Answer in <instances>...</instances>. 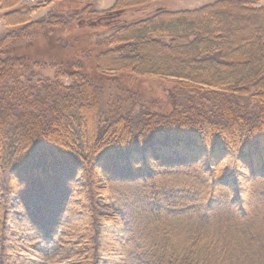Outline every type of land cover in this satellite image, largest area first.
Returning <instances> with one entry per match:
<instances>
[{"label":"trees","instance_id":"1","mask_svg":"<svg viewBox=\"0 0 264 264\" xmlns=\"http://www.w3.org/2000/svg\"><path fill=\"white\" fill-rule=\"evenodd\" d=\"M96 1L0 0V264H48L65 216L83 264H264V0Z\"/></svg>","mask_w":264,"mask_h":264},{"label":"rangeland","instance_id":"2","mask_svg":"<svg viewBox=\"0 0 264 264\" xmlns=\"http://www.w3.org/2000/svg\"><path fill=\"white\" fill-rule=\"evenodd\" d=\"M61 0H44V2H41L39 5L40 9L32 15V18L39 17L42 14H44L48 9L54 7L56 3H58ZM216 0H161V1H155L152 3V5L149 8H156L158 7H164L165 9L168 10H186V9H195L198 7H201L206 4H210L215 2ZM114 0H97L95 2V8L99 10L107 9L113 4ZM27 3L23 2L22 0H15V7L21 6V5H26ZM9 9L8 8H3L0 7V36L4 34L6 31L10 30L11 28L7 27L4 25V22L1 18L2 13H6ZM139 12V11H138ZM128 15V14H127ZM47 75H52V71H46L45 72ZM112 91V89H111ZM159 92H156L154 94V97L159 95ZM163 105H166V100H163ZM138 112V111H136ZM135 112V113H136ZM133 122L129 124L130 127H132L135 131L136 129L141 128L142 125L139 124V120L135 117ZM15 150V149H14ZM14 150L11 152L9 156L5 155H0V166L2 165H7V163L10 162V157L14 153ZM222 166H210V173L213 175L214 173H220ZM5 171V170H4ZM6 172V171H5ZM8 173V172H6ZM194 173H190L189 175H185L183 173H180L179 175H176L177 177L175 179L169 178L166 176L165 179H169L171 181H175L177 183H184V184H190L192 182L194 183H201L204 181V179H201L200 181L197 180V178H194L193 176ZM200 173H198L199 175ZM7 175V174H6ZM174 176V175H173ZM103 180L100 179L99 183H103ZM209 180H205V182H208ZM253 183V187L259 186V181L258 180H253L251 181V184ZM193 184V183H192ZM256 189V188H255ZM254 189V190H255ZM259 196V195H256ZM254 196V198L250 199L251 201V206L253 208L252 211L255 212L257 220V224H263L264 222V201L263 199L259 197ZM259 199V200H258ZM11 203H15V199L11 198ZM1 213V209H0ZM99 214H104V215H111L113 217L114 213L107 208H104V206L99 207ZM66 221V216L64 217ZM73 219V218H72ZM76 221H80L82 219V215H78L74 217ZM108 220H113L118 223V219H108ZM62 222L61 226L58 230V233L56 234L55 237L45 241V242H36L34 247L37 252H39L40 255H48L51 257V260L48 262V264H83L80 260L79 254L83 253L86 251V244L84 240L81 242V240L76 237L75 232L72 230V228L69 227L67 222L65 223ZM169 224L177 225L180 226V224L176 221H169L165 222V225L168 227ZM175 227V226H174ZM113 230V227L111 228ZM124 227L117 230V232L114 234H111L110 236H106V240H104V243L107 244L104 249H102L101 254L103 258L109 257V253L111 252L113 247L117 246V242L121 241L124 237L122 235L125 234L124 232ZM27 231L26 227L19 228L16 227L14 232L10 233L12 236V240L16 241L19 239L24 232ZM134 235L135 236V242L136 239H140L141 233L143 229L139 227L138 225L133 227ZM139 234V235H138ZM178 239H180V234L181 230L180 229H175L174 233ZM22 238V237H21ZM103 241V240H102ZM101 241V242H102ZM100 242V243H101ZM14 245V246H13ZM10 248L12 249V252L15 250V244H10ZM16 248V247H15ZM42 264V263H39Z\"/></svg>","mask_w":264,"mask_h":264},{"label":"built area","instance_id":"3","mask_svg":"<svg viewBox=\"0 0 264 264\" xmlns=\"http://www.w3.org/2000/svg\"><path fill=\"white\" fill-rule=\"evenodd\" d=\"M22 1L27 3V4H36V3H39V2L44 1V0H22Z\"/></svg>","mask_w":264,"mask_h":264}]
</instances>
